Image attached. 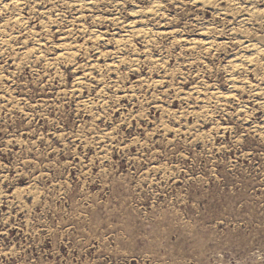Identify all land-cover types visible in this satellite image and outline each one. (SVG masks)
Here are the masks:
<instances>
[{"label":"rangeland","instance_id":"374dc122","mask_svg":"<svg viewBox=\"0 0 264 264\" xmlns=\"http://www.w3.org/2000/svg\"><path fill=\"white\" fill-rule=\"evenodd\" d=\"M0 264H264V0H0Z\"/></svg>","mask_w":264,"mask_h":264},{"label":"bare ground","instance_id":"6f19581e","mask_svg":"<svg viewBox=\"0 0 264 264\" xmlns=\"http://www.w3.org/2000/svg\"><path fill=\"white\" fill-rule=\"evenodd\" d=\"M75 2V1H74ZM81 3V2H80ZM135 22V21H134ZM136 23V22H135ZM204 27V30L206 31V32H209L210 31V26H208V25H203ZM200 27V26H199ZM128 28H129V31H132L133 33H136V34H138V32H140V33H142V34H140V35H143V32H141V31H145V29L144 28H142V27H139V28H137V27H135V26H133V25H128ZM128 30V29H127ZM126 31V30H125ZM126 34H127V32H125ZM145 36V35H144ZM209 38H210V36H208ZM125 38H127V37H124L123 39L121 38V40H124ZM129 38H131V37H129ZM194 38V37H193ZM128 39V38H127ZM201 39V38H200ZM195 40V39H194ZM124 42V41H123ZM189 42V41H188ZM190 43V45H191V47H197V46H202L204 49H210V46L212 45V42L210 41V39H208V38H206L205 40H198V41H190L189 42ZM121 45H124V43H120ZM255 44H253V43H247L246 45H244L243 46V49H248V48H255ZM196 50V49H195ZM70 51V50H69ZM114 53V52H113ZM121 53V52H120ZM111 54V53H110ZM118 55V54H117ZM121 56V55H120ZM126 56V55H125ZM239 56H240V54H239ZM237 57L236 56V58H231L228 62H227V67L229 68V70L230 71H233V72H239L240 71V68L241 69H244L245 68V66H246V64L245 63H248L251 59H247L249 56H247V55H243V56H240V57ZM123 57V56H122ZM122 57H117V58H115V59H117L118 61H120V60H123L122 59ZM115 59L111 62V67H114L116 64H115ZM116 60V61H117ZM248 60V61H247ZM91 62V61H90ZM135 62V61H134ZM138 62V61H137ZM95 63V62H94ZM94 63H88V67L90 68V67H92V64H94ZM118 63V62H117ZM81 64V63H80ZM106 65H107V63H106ZM98 65H96L95 67H97ZM237 67V68H236ZM113 69V68H112ZM89 71H86L85 73L84 72H82V74L81 75H79L77 78H79V80H84L85 78H87L86 76L87 75H90V73H92V70H90V69H88ZM95 70H97V68L95 69ZM231 77V76H230ZM230 79V78H229ZM156 80V79H155ZM161 80V79H160ZM77 81V80H76ZM78 82V81H77ZM154 82H156V81H154ZM159 82V81H158ZM79 83H80V81H79ZM151 86V85H150ZM195 86H197V85H194V87H192V90L190 91V94H195V96H196V98L198 99V101H201L202 103H203V105H201V106H203V107H205V103H207L208 101H210V86L208 87V88H206V86H208L207 84H206V86L204 87V88H206V89H201V88H197V87H195ZM76 89V88H75ZM133 90V89H132ZM202 91V92H201ZM135 92V91H134ZM194 92H197V93H194ZM136 93V92H135ZM132 94H134V93H132ZM131 94V95H132ZM200 94H201V96L202 97H200ZM130 95V94H129ZM212 95V94H211ZM214 95H216V94H214ZM218 95V94H217ZM226 97V96H225ZM80 102H81V100H80ZM79 102V103H80ZM85 102V101H84ZM89 102V101H88ZM92 103V102H91ZM84 104V103H83ZM81 105V104H80ZM84 105H87V104H84ZM88 106V105H87Z\"/></svg>","mask_w":264,"mask_h":264},{"label":"crops","instance_id":"0c3cea01","mask_svg":"<svg viewBox=\"0 0 264 264\" xmlns=\"http://www.w3.org/2000/svg\"><path fill=\"white\" fill-rule=\"evenodd\" d=\"M84 105V104H83Z\"/></svg>","mask_w":264,"mask_h":264}]
</instances>
